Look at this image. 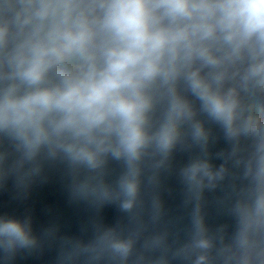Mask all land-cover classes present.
<instances>
[{"label":"clouds","instance_id":"1","mask_svg":"<svg viewBox=\"0 0 264 264\" xmlns=\"http://www.w3.org/2000/svg\"><path fill=\"white\" fill-rule=\"evenodd\" d=\"M10 37L16 43L8 50ZM0 46L11 68L5 78L12 81L0 89V133L17 142L24 160L52 145L90 168L109 152L124 158L129 173L121 187L130 198L124 209L137 192L135 162L142 151L151 142L168 151L178 124L193 116L176 94L178 80L230 135L237 121L246 134L264 122V116L241 106L236 88L213 87L225 71H213L211 80L202 74L205 68L236 67L242 88L264 99V0H8L0 10ZM54 68L65 71L46 86ZM155 88H167L170 103L159 129L149 135L146 114ZM194 134L204 136L199 124ZM249 171L257 195L240 209L242 247L251 243L248 226L264 220V134ZM198 173L212 178L206 162L185 170L197 185ZM33 243L26 224L0 219V248L6 253ZM112 247L126 256L130 243L114 240ZM209 247L203 238L194 244ZM206 258L199 255L195 264Z\"/></svg>","mask_w":264,"mask_h":264},{"label":"water","instance_id":"2","mask_svg":"<svg viewBox=\"0 0 264 264\" xmlns=\"http://www.w3.org/2000/svg\"><path fill=\"white\" fill-rule=\"evenodd\" d=\"M8 0H0V10ZM10 37L8 50L15 45ZM0 46V89L11 72ZM225 71V79L213 87L221 92L236 88L243 108L256 116L263 99L246 92L237 68H205L202 74ZM64 70L54 68L46 86L58 82ZM176 94L185 100L193 116L178 124V135L168 151L151 142L138 161L137 192L130 199L121 187L129 173L124 158L111 152L101 157L96 168L72 161L55 145L42 148L31 160H24L17 142L0 133V219L18 220L28 226L34 243L6 253L0 248V264H264V220L248 226L251 241L239 243L245 227L241 207L256 198L250 166L254 164L256 142L264 134L261 127L246 134L237 121L234 135L204 111L201 101L183 79L175 83ZM152 106L146 114V131L154 134L165 119L170 103L167 88L150 91ZM204 136L197 138L195 125ZM200 161L209 165L212 178L197 174L194 184L185 170ZM219 174V175H218ZM202 225L198 229L196 221ZM207 239L206 250L194 248ZM114 240L130 243L126 256L112 247Z\"/></svg>","mask_w":264,"mask_h":264},{"label":"trees","instance_id":"3","mask_svg":"<svg viewBox=\"0 0 264 264\" xmlns=\"http://www.w3.org/2000/svg\"><path fill=\"white\" fill-rule=\"evenodd\" d=\"M58 69H62L65 71V69H63V68H58ZM260 116H264V99H263V104H262V112H261Z\"/></svg>","mask_w":264,"mask_h":264}]
</instances>
